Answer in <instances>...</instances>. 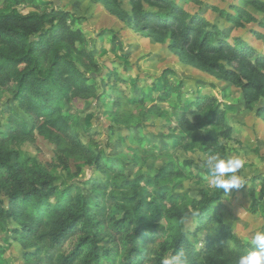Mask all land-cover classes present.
<instances>
[{
	"label": "trees",
	"instance_id": "16d2710c",
	"mask_svg": "<svg viewBox=\"0 0 264 264\" xmlns=\"http://www.w3.org/2000/svg\"><path fill=\"white\" fill-rule=\"evenodd\" d=\"M99 1L158 42L169 38L181 61L239 87L245 107L264 118V52L241 37L229 42L226 30L206 14L189 11L187 5L199 0H129L132 14L120 9L121 0ZM23 4L35 10L23 13L18 8ZM217 10L235 27L256 23L250 32L264 38L258 30H264V18H258L264 14L263 0H237ZM75 20L69 10L41 7L37 0H2L0 6V115L3 96L15 104L6 108L12 122L0 118V228L4 220L12 221L5 237L19 243L24 258L36 264H161L169 253L180 251L186 264H236L251 245L221 217L229 192L178 193L180 174L172 162L154 175L129 177L125 162L95 152L96 134L87 130L84 140L75 113L65 112L67 103L97 96L92 80L103 71ZM171 73L164 71L160 86L154 82L153 87L160 89L161 102L181 104L183 85L172 82ZM117 97L114 102L120 101ZM127 98L143 102L148 95L137 86ZM160 108L154 104L147 113ZM175 122L184 149L202 147L228 156L220 137L231 140L232 126L217 97L196 96L181 107ZM38 135L55 144L64 170L70 171V160L80 157L97 174L62 188L45 167L14 161L15 147ZM253 182L260 183L259 190L250 188L256 213L264 206V176ZM198 238L204 241L201 247ZM5 252L0 244V264H6Z\"/></svg>",
	"mask_w": 264,
	"mask_h": 264
},
{
	"label": "rangeland",
	"instance_id": "374dc122",
	"mask_svg": "<svg viewBox=\"0 0 264 264\" xmlns=\"http://www.w3.org/2000/svg\"><path fill=\"white\" fill-rule=\"evenodd\" d=\"M37 1L41 7L63 8L73 13L76 18L74 25L86 36L85 47L95 53L96 62L103 68L99 77L92 80L97 84V96L77 99L67 103L65 108V112L75 113L76 128L85 136L84 140H88L87 130L96 134L94 137L98 139V144L94 147L95 152L120 158L125 162V172L129 177L141 173L154 175L172 162L180 174L176 181L182 185L176 188L178 193L197 196L200 189L211 190L204 179L206 173L201 165L208 155L217 153L206 151L202 147H181L177 141L181 131L175 120L186 102L196 96H215L226 108L227 120L232 126V139L226 140L221 136L220 141L225 144L228 156H240L245 162L239 172L244 185L227 194L221 217L249 242L256 231L264 230V206H260L254 213L250 195L253 185H256L257 190L260 189V183H254L253 178L264 176V118L245 107L241 89L181 61L177 52L170 47L169 38L163 43L158 42L137 26L112 14L99 0ZM229 2L237 0H199L198 3L188 4L187 8L191 12L201 10L212 22L225 29L229 42L233 43L235 37H241L263 53L264 38H257L250 32L256 23L239 28L219 17L217 9L228 8ZM1 3L2 0L0 6ZM18 8L23 13L35 10L30 4H23ZM120 9L132 14L129 0H121ZM258 18H264V14ZM258 30L264 35L263 29ZM168 69L173 71L169 79L183 85L181 104L176 99L161 102L158 97L160 89L153 87L154 82L156 86H160L163 72ZM137 86L142 87L148 95L143 102H133L127 98V94L132 96ZM104 90H108L106 95ZM113 96H118L115 100L120 101L114 102ZM1 102L4 106L0 115L2 122H12L14 116L7 113L6 108L9 104L14 106V102L6 95L1 98ZM154 104L160 105V111L147 113L148 108ZM15 149L14 161L25 164L27 160H31L45 167L58 176V184L62 188L79 179L83 182L97 174L80 157L70 160V171L61 168L56 160L55 144L41 135ZM77 171L78 177L73 178ZM88 193L92 192L88 189ZM11 224L12 221L4 220L0 228V244L6 249V264H36L35 260L24 258L23 248L19 243L5 237L6 229ZM196 242L201 247L204 241L198 238Z\"/></svg>",
	"mask_w": 264,
	"mask_h": 264
},
{
	"label": "clouds",
	"instance_id": "9594fccd",
	"mask_svg": "<svg viewBox=\"0 0 264 264\" xmlns=\"http://www.w3.org/2000/svg\"><path fill=\"white\" fill-rule=\"evenodd\" d=\"M244 163L240 156L211 154L204 159L201 167L206 170L204 179L209 187L228 193L244 185L239 175ZM250 245L251 247L237 258L236 264H264V230L255 232ZM161 264H186V258L182 251L169 253L162 259Z\"/></svg>",
	"mask_w": 264,
	"mask_h": 264
},
{
	"label": "crops",
	"instance_id": "0c3cea01",
	"mask_svg": "<svg viewBox=\"0 0 264 264\" xmlns=\"http://www.w3.org/2000/svg\"><path fill=\"white\" fill-rule=\"evenodd\" d=\"M264 1V0H263ZM201 10H199L198 12H200ZM195 12H197V11H192V13H195ZM207 16V15H206ZM208 17V16H207Z\"/></svg>",
	"mask_w": 264,
	"mask_h": 264
}]
</instances>
